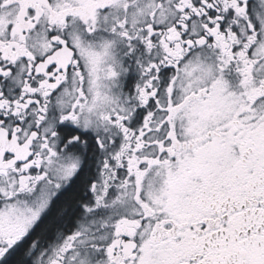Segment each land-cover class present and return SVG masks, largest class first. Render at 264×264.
I'll return each instance as SVG.
<instances>
[{
  "label": "snow or ice",
  "instance_id": "6c2138e0",
  "mask_svg": "<svg viewBox=\"0 0 264 264\" xmlns=\"http://www.w3.org/2000/svg\"><path fill=\"white\" fill-rule=\"evenodd\" d=\"M0 264H264V0H0Z\"/></svg>",
  "mask_w": 264,
  "mask_h": 264
}]
</instances>
